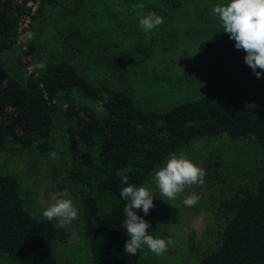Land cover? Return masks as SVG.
<instances>
[{
	"label": "trees",
	"instance_id": "1",
	"mask_svg": "<svg viewBox=\"0 0 264 264\" xmlns=\"http://www.w3.org/2000/svg\"><path fill=\"white\" fill-rule=\"evenodd\" d=\"M160 1L170 10L185 2ZM79 5V0H0V153L49 155L58 125L67 149L66 180L80 187L81 233L91 264H144L140 251L124 252L127 202L120 191L128 185L117 170L126 169L129 184L140 187L170 153L196 139L252 142L261 152L256 173L222 190L216 246L194 264H264V74L251 100L219 89L152 109L118 86L92 82L66 56L28 71L35 44L29 39L20 50L24 23L31 30L47 7L65 6L64 12L76 16ZM10 53L14 64L7 62ZM222 168V161L211 157L204 171L218 179ZM111 198L112 208L102 213V200ZM56 224L31 213L15 175L0 173V257L14 264H57L52 244L65 240L69 230Z\"/></svg>",
	"mask_w": 264,
	"mask_h": 264
},
{
	"label": "rangeland",
	"instance_id": "2",
	"mask_svg": "<svg viewBox=\"0 0 264 264\" xmlns=\"http://www.w3.org/2000/svg\"><path fill=\"white\" fill-rule=\"evenodd\" d=\"M79 2L76 16L64 12L65 6L47 7L31 30L26 29L28 22L24 23L25 29L18 37L20 50L29 40L28 33L33 34L35 44L36 59L27 66L28 71L38 68L46 59L66 56L92 82L118 86L143 107L152 109L219 89L251 100L261 89L262 78L257 79L245 64L246 53L235 48V42L223 32L213 14L215 5L228 0H185L180 10L167 9L160 0ZM139 3L146 7L133 10L132 6ZM149 11L161 16L163 23L145 33L139 27L138 17ZM75 28L79 29L77 35H70ZM7 62L14 64L12 53ZM54 139L53 152L58 159L33 152L11 156L1 152L0 173L15 175L26 207L38 218H43L42 211L51 195L67 189L79 208V216L67 226L69 236L53 242L52 251L57 264H91L81 233L80 187L66 180L63 168L68 159L67 149L58 125ZM182 150L203 170L208 158H219L223 163L219 172L222 177L208 178L205 173L202 185L186 187L170 200L162 197L152 183L154 172L143 182L140 187L152 192L154 207L146 216L142 210H136V214L150 223L148 234L171 240L162 255L145 246L140 251L144 264H194L214 249L215 232L223 223L218 213L222 190L227 191L246 175L256 173L261 158L259 148L252 142L228 137L199 138ZM193 192L199 200L186 206L183 201ZM104 199L99 206L102 213L115 202L112 198ZM0 264L14 263L0 257Z\"/></svg>",
	"mask_w": 264,
	"mask_h": 264
},
{
	"label": "clouds",
	"instance_id": "3",
	"mask_svg": "<svg viewBox=\"0 0 264 264\" xmlns=\"http://www.w3.org/2000/svg\"><path fill=\"white\" fill-rule=\"evenodd\" d=\"M133 10L144 9L143 3L134 4ZM213 14L218 17L229 38L235 42L237 50H243L246 55L244 62L249 66L257 79L264 74V0H228L226 4L213 7ZM163 23V18L155 12L149 11L138 17V24L145 33L151 32ZM32 33H28L29 39ZM259 69L260 71H257ZM52 159H58L56 152L49 153ZM126 169H118L117 176L123 184L128 185L120 191V197L126 201L124 207L123 228L126 230L124 252L135 255L145 246L156 255H162L168 250L171 240L154 237L148 234L150 223L136 214L142 210L148 215L154 207L152 192L147 187H137L129 184ZM205 172L195 165L183 150L170 153L166 161L154 170L152 183L159 190L162 197L175 199L184 192L186 187L202 185ZM199 200L196 193H190L183 201L186 206H193ZM42 216L49 222L55 220L56 226L64 228L78 219L79 208L70 198L67 189L54 192L48 206L43 209Z\"/></svg>",
	"mask_w": 264,
	"mask_h": 264
}]
</instances>
